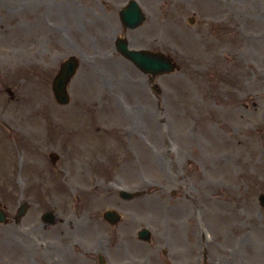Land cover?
<instances>
[{"label":"rangeland","instance_id":"1","mask_svg":"<svg viewBox=\"0 0 264 264\" xmlns=\"http://www.w3.org/2000/svg\"><path fill=\"white\" fill-rule=\"evenodd\" d=\"M50 2L0 0V206L7 208L10 217L21 200L30 202L31 211H44L50 208L49 201L57 199L54 228L68 231L60 234L58 242L67 249L64 255L72 251L80 255L69 246L70 239L86 241L90 217L97 219L105 207L116 208L121 220L107 226L108 234L116 228L125 231L124 211L135 212L144 197L122 200L112 190L104 196L98 180L114 174L120 177L117 184L125 187L133 182L138 186L133 189H147L157 201L164 199L175 210L167 214L168 223L186 224L189 238L197 231L194 206L201 208L203 221L212 223L220 239L226 237H222L224 225L240 221L237 217L255 222L259 205L254 194L264 190V178L260 180L264 122L259 113L264 108V80L252 77L254 69L235 57V49L244 46L241 32L226 27L217 31L209 3L192 14L196 25L190 26L184 8L197 0H155L159 8L155 27L162 29L159 19L170 21L169 34L161 32L160 44L168 42L167 52L179 64L178 71L155 78L164 94L155 97L145 76L133 67H88L81 62L69 82L70 103L60 107L51 82L57 72L54 46L61 48V39L54 36L51 22L40 16L54 13ZM254 20L242 31H262ZM182 29L190 34L181 35ZM250 39L249 62L264 61V38L254 41L251 35ZM247 122L263 132L247 128ZM50 152L59 155L55 164L49 160ZM225 152L233 158V166L215 162V155L219 160ZM216 182L227 185L225 190H216ZM221 205L232 211L224 225L219 224L222 213H217ZM238 207L244 209L243 216L236 212ZM148 210L153 212L154 206ZM136 214L139 226L145 222L144 215ZM9 222L0 230L13 226V220ZM0 237L7 241L6 236ZM21 254L17 244L1 240L0 264L19 263Z\"/></svg>","mask_w":264,"mask_h":264},{"label":"flooded vegetation","instance_id":"2","mask_svg":"<svg viewBox=\"0 0 264 264\" xmlns=\"http://www.w3.org/2000/svg\"><path fill=\"white\" fill-rule=\"evenodd\" d=\"M52 1L54 35L61 32L71 38L74 34L80 33L81 29L85 35L92 38L91 45L95 49L100 48L108 53L115 51L114 43L109 42L110 37L121 35L126 36L131 47L162 50L153 30H138L139 27L131 29L120 22L119 12L128 0ZM137 1L145 11L147 22L153 2ZM241 1H211L220 14L213 20L214 28L221 27L224 21L226 25L233 24V7H238ZM77 15L80 16L79 20L76 19ZM222 17L223 20H220ZM82 19L90 23L88 27L83 23L75 25L76 21ZM149 23L150 21L147 27ZM120 60L117 63L119 67L132 66L125 58L121 57ZM104 65L107 66V62ZM92 221L86 229V234L89 235L84 242L86 251L77 256L74 251L64 255V250H67L64 249V245L59 249L60 254L54 247V241L60 234H68V231L58 232L54 228V220L51 223H44L41 215L32 213L22 221L20 232L16 235L9 232L5 241L12 243L18 240L22 253L20 264H264V222L258 223L254 228L245 226L239 233H236L233 227H227V230L222 232V237H226L213 238L206 242L199 231L194 232L195 237L189 238L186 224L179 222L176 226L165 224L154 232L155 237L141 241L134 237L110 238L105 224H97L99 222L94 219Z\"/></svg>","mask_w":264,"mask_h":264},{"label":"water","instance_id":"3","mask_svg":"<svg viewBox=\"0 0 264 264\" xmlns=\"http://www.w3.org/2000/svg\"><path fill=\"white\" fill-rule=\"evenodd\" d=\"M135 60L137 62H142L145 60H140L143 59L140 56L134 54ZM155 63H157V61H154ZM73 66L71 64H66L60 74L57 76L56 80L53 83V90H54V94L55 97L57 99L58 102L60 103H65L67 102V96H66V90H65V84L68 80V78L70 77V75L72 74L73 70H72ZM158 71H160V69H156L154 72L157 73ZM4 220V214L2 212H0V223L1 221Z\"/></svg>","mask_w":264,"mask_h":264},{"label":"bare ground","instance_id":"4","mask_svg":"<svg viewBox=\"0 0 264 264\" xmlns=\"http://www.w3.org/2000/svg\"><path fill=\"white\" fill-rule=\"evenodd\" d=\"M2 9V8H1Z\"/></svg>","mask_w":264,"mask_h":264}]
</instances>
